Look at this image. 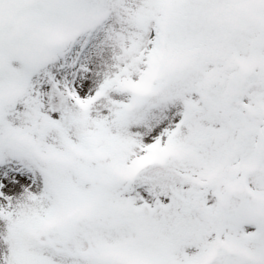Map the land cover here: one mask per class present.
Returning <instances> with one entry per match:
<instances>
[{"label": "snow or ice", "instance_id": "6c2138e0", "mask_svg": "<svg viewBox=\"0 0 264 264\" xmlns=\"http://www.w3.org/2000/svg\"><path fill=\"white\" fill-rule=\"evenodd\" d=\"M0 264H264V0H0Z\"/></svg>", "mask_w": 264, "mask_h": 264}]
</instances>
